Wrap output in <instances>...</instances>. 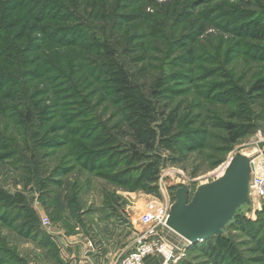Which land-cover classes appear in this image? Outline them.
I'll list each match as a JSON object with an SVG mask.
<instances>
[{
    "label": "rangeland",
    "instance_id": "1",
    "mask_svg": "<svg viewBox=\"0 0 264 264\" xmlns=\"http://www.w3.org/2000/svg\"><path fill=\"white\" fill-rule=\"evenodd\" d=\"M79 1L83 3L84 0ZM165 1L142 0L135 4L133 0H103L104 4L114 7L113 28L119 33L133 34L129 42L139 47L133 51L139 57L137 65L146 66L148 83L157 80V88L161 92L160 102L168 103L167 111L174 109L178 113L182 124L177 130L185 132L205 128L206 136L202 142L198 141L199 137L179 138L187 144L182 149L175 143L162 142L156 133L160 123L159 102H154L152 98L150 117L147 113H141L139 117L141 125L147 121L150 126L157 128L150 135L143 131L144 140H150L152 146L150 149L140 147L141 158L131 161L125 156L129 153L130 130L124 126L127 136H121L114 128V123L121 119L125 110L119 109L118 103L110 98L109 101L102 100L103 80H92L89 76L85 88L77 89L90 106L84 110H80L81 102L65 83H62L64 85L61 88L64 91L58 92L55 90L58 86L53 83L48 82L50 87L46 84L48 86L45 88V80H33L36 87L33 97L48 108L45 125L50 129L58 128L55 134L45 132L46 139L57 135L61 144L48 148L46 145L41 146L34 138L30 149L35 152V158H30L27 164H18L21 168L16 169L11 164V155L0 149V188L10 193H22L24 199L14 205L25 204L33 210L40 228L50 240L57 242L58 247L56 244L55 249L46 246L32 236L21 233L22 217L10 222L0 219V248L20 260L14 264H61L55 260L59 252L75 257L84 252L95 255L119 247L129 238L128 234L134 239L135 230L142 228L139 215L143 211L169 212L178 187L186 185L189 188V199L198 185L214 180L226 162L236 154H240L245 161L243 174L249 179V184L245 201L234 209L219 235L230 239L241 263L264 264V250L260 247L262 243L233 226L242 217L255 219L256 211L264 206V197H258L250 183L254 174H263L257 166L259 161H264V154L261 155L264 147V91L259 97L258 94H249L253 82L257 78H264V52L254 50L251 45L263 44L264 39H250L245 33L237 31L238 25L249 17H243L239 23L227 21L219 11L224 7L219 0L196 4L181 19L167 13L165 25L159 24V16L164 12L162 3ZM255 1L254 10L264 8V0ZM227 3L233 1L228 0ZM99 8L98 5L96 10ZM87 11L83 12L84 17H89ZM50 12L51 9H47L46 17ZM156 23L163 34L152 33ZM97 24L104 28L105 23ZM257 24L263 27L264 21H258ZM140 43L148 47L145 56ZM187 48L193 49L191 62L181 61L186 56ZM23 55L30 57L25 52ZM55 61L53 63L61 62L62 65L69 62L67 56H57ZM36 66L30 64L24 68L35 69ZM69 67L66 72L72 79L75 67ZM80 73L87 77L81 69ZM143 91L149 97L147 88H143ZM73 110L78 111V114L68 116ZM90 113L98 116L105 126L99 130L103 135L98 134L99 131L91 135V149L105 150V154L115 152L121 158L120 165L107 169L93 168L92 160L84 166L74 155L71 156L78 149L76 144L79 141L87 142L82 140L79 122L81 119L83 123H88L85 119ZM14 116L13 111H0V131L5 130L18 138L24 129L21 130ZM229 123L239 126L233 131V135L237 136L235 142L229 140L230 133L225 127ZM33 129L31 127V131ZM107 133L113 141L104 142ZM95 139L97 141L94 143ZM253 154L255 172L248 165V159ZM27 155L30 156L29 152ZM124 169H129L128 175H133L134 179L138 175V183H134V179L123 183L114 178L115 173ZM30 175L32 182L26 185L24 179ZM27 212L30 213L28 209ZM20 213L24 215V212ZM43 217L48 218L50 225L42 224ZM162 236L175 247L174 256L178 259L174 264L182 261L189 264H215L214 258L207 252L199 250L198 246L193 247L192 243L189 244L172 230L164 229ZM65 247L70 250L67 251ZM1 254L0 259L3 257Z\"/></svg>",
    "mask_w": 264,
    "mask_h": 264
},
{
    "label": "trees",
    "instance_id": "2",
    "mask_svg": "<svg viewBox=\"0 0 264 264\" xmlns=\"http://www.w3.org/2000/svg\"><path fill=\"white\" fill-rule=\"evenodd\" d=\"M133 1L137 4L142 0ZM206 1L210 0H166L162 3L164 12L162 16H159L161 19L159 24L165 25L167 13L172 14L173 18L181 19L188 15L189 9ZM219 1L223 2L224 5L219 11L222 12L227 21L239 23L243 17H249L244 23L238 25L237 31L241 34L245 33L250 39L257 41L264 39V26L260 27L257 24L258 21H264V8L254 10L256 8L254 6L255 0H232L233 3L231 4L227 3L228 0ZM83 5H85L84 8ZM98 5L100 8L96 10ZM113 8V6L104 4L103 0H84L83 3L79 0H0V111H13L15 122L21 126V130L24 129L23 134H19L18 138L7 133V131L5 132V130L0 131V149L11 155V164L14 165L15 169L21 168L18 164H27L30 158H35V152L30 149V143L34 138L36 142L41 143V146L46 145L48 148L61 144L56 138L57 135L46 139L45 132L55 134L58 128L52 127L50 129L49 126L45 125V120L48 118V108L47 105H41L33 97L36 92V87L32 83L33 80H43V82L45 80V88L49 85L48 82L53 83L54 86H58L55 89L58 92L64 91L61 88L64 85L62 83H65L68 89L73 91L72 94L77 100L81 102L79 104L80 110L88 109L90 106L81 98L82 94L77 89L79 87L85 88L89 76L92 80L95 78L103 80L102 100L109 101L110 98L113 102L118 103L119 109L125 110L121 119L114 123V128L121 136L127 134L124 126L130 130L129 153L125 156L131 161L141 158L140 147L145 146L150 149L152 146L150 140H144L143 131L150 135L159 128L156 133L162 142L175 143L181 149L186 148L187 144L185 141H180L179 138L195 139L199 137L198 141H203L207 134L205 128L186 130L185 132L177 130L178 126L182 124L178 113L174 109L167 111L168 103L160 102L161 92L157 88V80L148 83L146 66L137 65L139 57L134 55L133 51L138 46L129 42L133 34L119 33L113 28L111 24L115 15ZM47 9H51L48 17H46ZM88 9L90 11H87ZM84 11H87L89 17L83 16ZM147 16H149L148 13ZM100 22L105 23L104 28L99 27L97 23ZM156 24L153 25L152 33L155 35L163 34L159 31V24ZM125 31L126 33L129 32L128 30ZM124 36L127 37L124 38ZM251 47L254 50L264 52V43L252 44ZM140 48L143 51V56H145L148 47L142 43ZM23 52L28 53L30 57L26 58ZM55 56L59 58L67 56L70 63L67 62L62 65L59 62L55 64L53 63ZM192 59L193 49L187 48L185 58L180 60L191 62ZM30 64L37 66L35 69L24 68ZM70 65L75 67L72 79L66 72L68 68L70 69ZM80 69L85 72L86 78L81 75ZM143 88H147L149 92H146L149 93V97L143 94ZM263 91L264 78H257L251 85L249 94H258L257 97H259ZM152 98H154V102H159L160 123H158L157 128L150 126L147 121L143 125L139 122L141 113H147V116L150 117V111L153 110L151 108ZM77 114L78 111L74 112L73 110V113L68 116H76ZM86 116L88 117L85 120H88V123H83L80 119L79 128H82V140L87 142L79 141L76 144L78 149L73 151L71 156L74 155V158H77L84 166L92 160L93 168L107 169L120 165L121 158L117 157L115 152H106L108 154L106 155L105 150L91 149L89 144L91 141L89 140L93 136L92 134L105 126L95 114L90 113ZM31 127L34 128L33 131H31ZM225 127L230 133V142H235L237 136L233 135V131L239 126L229 123ZM98 134L103 135L101 131ZM106 138L104 142L114 140L108 133ZM93 141L95 143L97 140ZM27 152L30 156L27 155ZM128 170L124 169L113 176L123 183L133 181L134 176L128 175ZM137 178L138 175L134 179V183H138L140 178ZM29 182H32L31 175L24 179L26 185ZM22 199H24L22 193H10L0 188V219L10 222L22 217L21 233L27 237L32 236L39 243L55 249L54 241L50 240L40 228L34 211L25 204L14 205ZM27 209L30 213L27 212ZM20 212H24V215H21ZM12 213H15L14 216ZM33 215L34 217L31 218ZM241 219L236 225H233L234 228L254 239L257 238L262 243L260 247L264 250V206L256 211L255 219L246 217ZM201 242L203 243H192L193 247L198 246L199 250L207 252L209 256L214 258L215 264H244L240 262V257L237 256L227 236L215 235ZM0 254L3 255L0 264H14V262L20 261L15 256L6 253L5 249L0 248ZM55 260L59 262L58 254L55 255ZM180 264L189 263L182 261Z\"/></svg>",
    "mask_w": 264,
    "mask_h": 264
},
{
    "label": "water",
    "instance_id": "3",
    "mask_svg": "<svg viewBox=\"0 0 264 264\" xmlns=\"http://www.w3.org/2000/svg\"><path fill=\"white\" fill-rule=\"evenodd\" d=\"M245 165L240 154L234 155L221 176L198 185L189 199V188L178 187L168 212V228L190 243L219 235L234 209L245 201L249 184L243 174ZM248 165L253 168L251 157Z\"/></svg>",
    "mask_w": 264,
    "mask_h": 264
},
{
    "label": "built area",
    "instance_id": "4",
    "mask_svg": "<svg viewBox=\"0 0 264 264\" xmlns=\"http://www.w3.org/2000/svg\"><path fill=\"white\" fill-rule=\"evenodd\" d=\"M261 154H264L261 152ZM252 162V161H251ZM257 169H261L262 175H255L250 181L254 187L258 197H264V161L258 162ZM253 165V163H252ZM253 171L255 172L253 166ZM168 212L153 213L151 211H143L139 215V223L142 225L140 230H135L134 237L129 249L117 256L113 264H144L145 260L151 255L162 256V264H174L178 259L174 256V248L162 236L164 229H169L166 222ZM44 226L50 225L47 217L41 219ZM170 230V229H169ZM187 241V240H186ZM191 244L189 241H187Z\"/></svg>",
    "mask_w": 264,
    "mask_h": 264
},
{
    "label": "crops",
    "instance_id": "5",
    "mask_svg": "<svg viewBox=\"0 0 264 264\" xmlns=\"http://www.w3.org/2000/svg\"><path fill=\"white\" fill-rule=\"evenodd\" d=\"M255 169H256V166L254 167V170ZM129 235L130 234H128L129 238L126 239L125 243H123L122 245L119 244V247H113L111 249L105 250V252L103 253H99L95 255L91 254L90 252H84L74 257V255L72 254L68 255V254H62L61 252H59L58 253L59 263L61 264H66V263L67 264H89L90 262L91 263L93 262V264H96L97 262V264H113V262L115 261L118 255H120L122 252L129 249L133 241V237L130 238ZM54 243L58 247L57 242L54 241ZM65 248H67V251L70 250L69 247H65ZM144 264H162V256L151 255L145 260Z\"/></svg>",
    "mask_w": 264,
    "mask_h": 264
},
{
    "label": "bare ground",
    "instance_id": "6",
    "mask_svg": "<svg viewBox=\"0 0 264 264\" xmlns=\"http://www.w3.org/2000/svg\"><path fill=\"white\" fill-rule=\"evenodd\" d=\"M248 154H249V153H248ZM245 155H246V154H245ZM261 155H262V154H261ZM254 156H255L254 154H253V156H250V157H251V161H252V163H253V160L255 159ZM232 157H233V156H232ZM232 157H231V158H232ZM250 157H249V158H250ZM231 158H230V159H231ZM245 158H246V157H245ZM229 161H230V160H228V161L226 162V164L224 165V167L221 169L220 174H218V176H216V177H219V176H221V175L223 174V172H224V170H225V168H226V166H227V164H228ZM253 166H254V163H253ZM250 173H251V172H250ZM250 177H251V176H250ZM250 177H249V178H250ZM251 179H252V178H251Z\"/></svg>",
    "mask_w": 264,
    "mask_h": 264
}]
</instances>
